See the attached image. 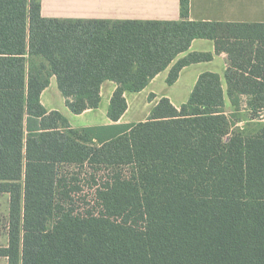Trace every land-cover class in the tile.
<instances>
[{
	"label": "trees",
	"instance_id": "1",
	"mask_svg": "<svg viewBox=\"0 0 264 264\" xmlns=\"http://www.w3.org/2000/svg\"><path fill=\"white\" fill-rule=\"evenodd\" d=\"M186 103L161 98L144 122L117 124L125 93L168 69L174 84L212 54ZM54 76L74 115L100 104L108 126L72 129L47 112ZM246 96L245 99L239 98ZM264 24L45 19L41 0H0V196H7V264H264ZM247 113V126L241 111ZM101 173V174H100ZM84 187L90 193L84 195Z\"/></svg>",
	"mask_w": 264,
	"mask_h": 264
},
{
	"label": "crops",
	"instance_id": "2",
	"mask_svg": "<svg viewBox=\"0 0 264 264\" xmlns=\"http://www.w3.org/2000/svg\"><path fill=\"white\" fill-rule=\"evenodd\" d=\"M41 16L45 19L82 21H178L179 0H41ZM189 20L231 24H264V0H189ZM191 53L212 54L209 62L184 67L177 81L166 84L168 69L158 74L139 93H125L127 110L117 124L127 125L144 122L161 98L179 108L186 103L200 74L211 72L220 79L225 101V112L232 108L227 97L225 72L230 63L225 53L215 54V45L204 39L193 40L188 50L175 61ZM116 85L106 81L100 89V104L97 109L79 115L72 114L57 88L56 79L50 77L48 87L41 93L40 102L47 112L56 111L65 117L72 129L102 127L113 124L107 117L110 98ZM239 98L245 99L246 96ZM229 112H227V111ZM241 114L244 111H241ZM145 115V119L139 117ZM264 115V109L260 113ZM264 118V117H263ZM264 119H258V121ZM241 122L237 125L240 126Z\"/></svg>",
	"mask_w": 264,
	"mask_h": 264
},
{
	"label": "rangeland",
	"instance_id": "3",
	"mask_svg": "<svg viewBox=\"0 0 264 264\" xmlns=\"http://www.w3.org/2000/svg\"><path fill=\"white\" fill-rule=\"evenodd\" d=\"M227 112H229V111H227ZM239 115H240V118L242 120L240 126L246 127L248 124V121H249L247 114H239ZM139 117H141L142 119H145V115H140ZM263 117H264V115H263ZM259 122L264 123L261 120ZM237 126L240 127L239 125H237ZM83 191H84V195H86V196L90 193V191L87 187H84ZM7 200H8L7 196H5V195L0 196V247L6 246V243H7V235H6V219H7V215H8ZM0 264H7V260L4 258H0Z\"/></svg>",
	"mask_w": 264,
	"mask_h": 264
},
{
	"label": "built area",
	"instance_id": "4",
	"mask_svg": "<svg viewBox=\"0 0 264 264\" xmlns=\"http://www.w3.org/2000/svg\"><path fill=\"white\" fill-rule=\"evenodd\" d=\"M259 119H263V116L259 114Z\"/></svg>",
	"mask_w": 264,
	"mask_h": 264
}]
</instances>
